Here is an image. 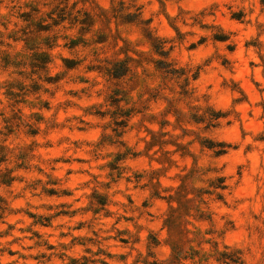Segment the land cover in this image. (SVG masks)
<instances>
[{"label":"rangeland","instance_id":"374dc122","mask_svg":"<svg viewBox=\"0 0 264 264\" xmlns=\"http://www.w3.org/2000/svg\"><path fill=\"white\" fill-rule=\"evenodd\" d=\"M0 264H264V0H0Z\"/></svg>","mask_w":264,"mask_h":264}]
</instances>
